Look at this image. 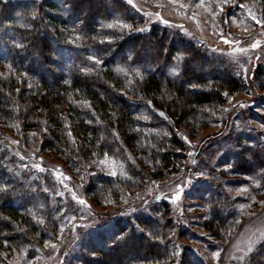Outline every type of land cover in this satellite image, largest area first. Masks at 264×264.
Instances as JSON below:
<instances>
[{"label":"trees","instance_id":"trees-1","mask_svg":"<svg viewBox=\"0 0 264 264\" xmlns=\"http://www.w3.org/2000/svg\"><path fill=\"white\" fill-rule=\"evenodd\" d=\"M137 15L124 0H0V130H33L42 150L58 152L71 168L96 155L127 161L129 179L91 175L98 197L145 185L128 150L152 177L179 171L184 142L174 128L208 125L226 91L246 89L238 71L181 32L160 23L135 29L143 24ZM240 147L235 165L258 169L264 183V144ZM217 189L209 193L207 227L219 235L233 210ZM158 206L160 217L136 213L91 230L82 252L63 264H206L180 249L183 232L169 204ZM61 209L0 157V264H9L5 250L48 236ZM249 264H264V240Z\"/></svg>","mask_w":264,"mask_h":264},{"label":"rangeland","instance_id":"rangeland-1","mask_svg":"<svg viewBox=\"0 0 264 264\" xmlns=\"http://www.w3.org/2000/svg\"><path fill=\"white\" fill-rule=\"evenodd\" d=\"M124 1L143 22L135 29L160 23L181 32L238 71L246 89L226 91L224 102L211 109L209 115L214 121L208 125H198L192 132L174 128L184 142V148L178 150L184 156L179 171L152 177L151 166L144 169L137 160L139 156L128 150V158L145 172V185L131 187L129 193L116 198L95 195L90 188L91 175L129 179L124 159L96 155L90 160L80 159V166L71 168L58 152L43 151L42 138L33 130L27 131L28 136L16 129L0 130V157L8 168L28 185L49 194L62 208L48 236L7 249L2 258L9 264H63L82 252L93 229L136 213L160 217L162 212L156 209L161 200L169 204L177 230L183 232L180 249L191 252L194 260L249 264L251 254L264 240V183L258 169L247 172L245 166L235 165L234 158L242 151L240 144H264V0ZM60 59L62 65L63 55ZM167 121L174 126L171 119ZM151 132L155 133L154 129ZM258 160L250 161V167ZM211 187L219 188L216 191L224 202L222 206L233 210L227 231L219 235L207 227L211 222ZM33 211L39 219L40 211Z\"/></svg>","mask_w":264,"mask_h":264},{"label":"snow or ice","instance_id":"snow-or-ice-1","mask_svg":"<svg viewBox=\"0 0 264 264\" xmlns=\"http://www.w3.org/2000/svg\"><path fill=\"white\" fill-rule=\"evenodd\" d=\"M253 19H255V17H253ZM125 27H127V26H125ZM257 46L258 45H255V44L253 45V47H257ZM112 174L115 175V172H113ZM80 203H84V202L83 201H80Z\"/></svg>","mask_w":264,"mask_h":264}]
</instances>
